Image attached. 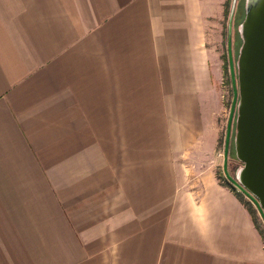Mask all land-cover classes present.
<instances>
[{"label":"crops","instance_id":"crops-1","mask_svg":"<svg viewBox=\"0 0 264 264\" xmlns=\"http://www.w3.org/2000/svg\"><path fill=\"white\" fill-rule=\"evenodd\" d=\"M227 0H0V264H264L218 173Z\"/></svg>","mask_w":264,"mask_h":264},{"label":"water","instance_id":"water-1","mask_svg":"<svg viewBox=\"0 0 264 264\" xmlns=\"http://www.w3.org/2000/svg\"><path fill=\"white\" fill-rule=\"evenodd\" d=\"M233 12L229 52L234 100L224 147L225 180L248 195L264 219V0H245L236 62L232 54ZM232 126L235 156L241 162L233 175L227 168Z\"/></svg>","mask_w":264,"mask_h":264},{"label":"rangeland","instance_id":"rangeland-1","mask_svg":"<svg viewBox=\"0 0 264 264\" xmlns=\"http://www.w3.org/2000/svg\"><path fill=\"white\" fill-rule=\"evenodd\" d=\"M235 3V4H234ZM234 9L232 15V54L234 62H236L238 55V48L241 44V37L238 31V25L243 20L245 16V0H227L225 6V18L223 20V32L221 39L218 42V47L216 49L217 55L219 56L220 62V72L221 76L217 81L218 93L221 101V110L218 116V123L220 127V136H219V146L218 152L224 151L226 143V135L229 125V116L231 107L234 100V86L232 81V73L230 67V52H229V25H230V16L232 10ZM235 120V117H234ZM234 127L231 129V139H230V148H229V160H228V171L233 175L235 169L241 163L235 156L234 150ZM234 152H233V151ZM218 173L223 182H226V175L224 171V158L219 156L218 164ZM241 191V190H239ZM242 192V191H241ZM242 197L246 204L248 205L254 220L260 229L264 241V219L256 206V204L250 199L248 195L242 192Z\"/></svg>","mask_w":264,"mask_h":264},{"label":"built area","instance_id":"built-area-1","mask_svg":"<svg viewBox=\"0 0 264 264\" xmlns=\"http://www.w3.org/2000/svg\"><path fill=\"white\" fill-rule=\"evenodd\" d=\"M218 155L224 158V151L222 150L221 152H218Z\"/></svg>","mask_w":264,"mask_h":264},{"label":"trees","instance_id":"trees-1","mask_svg":"<svg viewBox=\"0 0 264 264\" xmlns=\"http://www.w3.org/2000/svg\"><path fill=\"white\" fill-rule=\"evenodd\" d=\"M233 151V150H232ZM234 152V151H233ZM225 183H227V182H225ZM228 184V183H227ZM229 185V184H228ZM230 186V185H229ZM234 189V188H233ZM235 191H237L238 192V194L239 195H241L242 194V192L241 191H239V190H237V189H234Z\"/></svg>","mask_w":264,"mask_h":264}]
</instances>
